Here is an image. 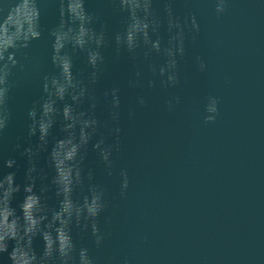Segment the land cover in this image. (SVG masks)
I'll return each mask as SVG.
<instances>
[{
	"label": "water",
	"instance_id": "95a60500",
	"mask_svg": "<svg viewBox=\"0 0 264 264\" xmlns=\"http://www.w3.org/2000/svg\"><path fill=\"white\" fill-rule=\"evenodd\" d=\"M217 3L0 0V264H264V0Z\"/></svg>",
	"mask_w": 264,
	"mask_h": 264
},
{
	"label": "clouds",
	"instance_id": "9594fccd",
	"mask_svg": "<svg viewBox=\"0 0 264 264\" xmlns=\"http://www.w3.org/2000/svg\"><path fill=\"white\" fill-rule=\"evenodd\" d=\"M224 10H225V0H218V3H217L215 11L217 12V14H219V13L224 12ZM200 67H201V69H203L204 65L201 64ZM6 102H7V90L0 89V106L5 105ZM139 103L141 105H144V103H145L144 99L140 98ZM28 115L30 117L34 116L35 115V111L34 110H30ZM130 115H132V114L130 113ZM113 119L118 121V119H119V113L118 112H116L113 115ZM206 119L211 121V120L214 119V117L209 116ZM30 132H31V134H35L34 129H30ZM115 132L117 134H119L120 128L116 127L115 128ZM111 153H112V146L109 147L108 154L105 157L106 167H108V168L111 167V160H110ZM122 175L124 176L122 189H126L127 186H128L127 174L126 173H122ZM121 194L123 195L124 193L122 192ZM105 207H107V204H106V201L104 200L103 196H101L99 205H97L96 202L93 201L92 202V206L88 209V211L92 214V218H93L92 222H91L90 225L87 224V223L84 225L85 230H87L89 227H91V235L94 238V245H95L96 248L101 247V245L104 242V235L100 232L97 220H98L99 214L103 211V209ZM0 250H5V249H0ZM83 251L85 253H87V255H88L89 264H96V260H95V257L92 255V251L89 250V249H84Z\"/></svg>",
	"mask_w": 264,
	"mask_h": 264
}]
</instances>
